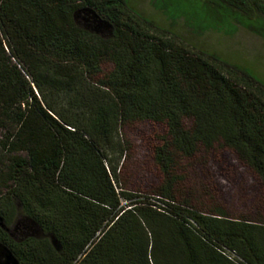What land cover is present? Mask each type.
<instances>
[{
	"label": "trees",
	"instance_id": "trees-1",
	"mask_svg": "<svg viewBox=\"0 0 264 264\" xmlns=\"http://www.w3.org/2000/svg\"><path fill=\"white\" fill-rule=\"evenodd\" d=\"M189 1L264 38V0ZM137 122L164 128L148 191L125 173ZM0 129V261L264 264L248 233L264 224V83L128 0H0ZM215 147L258 178L261 218L222 227L223 207L183 195Z\"/></svg>",
	"mask_w": 264,
	"mask_h": 264
},
{
	"label": "rangeland",
	"instance_id": "rangeland-1",
	"mask_svg": "<svg viewBox=\"0 0 264 264\" xmlns=\"http://www.w3.org/2000/svg\"><path fill=\"white\" fill-rule=\"evenodd\" d=\"M129 4L146 18L164 27L195 49L214 53L223 60L240 66L264 83V38L238 23L219 21L209 13L205 4L189 0H159L168 13L152 6L150 0H128ZM187 11L190 12L187 23ZM163 126L149 122H137L127 127L131 144V162L125 173L128 181L148 191L160 182L151 151L163 135ZM3 130L0 129V141ZM4 156V157H3ZM8 158L1 148L0 159ZM190 167L195 176L188 175L180 185L194 208L211 210L223 207L230 218L220 221L226 227L228 221H237L239 215L261 218V189L255 174L244 164L236 161L234 154L215 147L193 160ZM1 167V166H0ZM138 190V187L136 188ZM187 194V195H186ZM228 220V221H226ZM248 233L256 247L264 251V224L249 222Z\"/></svg>",
	"mask_w": 264,
	"mask_h": 264
},
{
	"label": "water",
	"instance_id": "water-1",
	"mask_svg": "<svg viewBox=\"0 0 264 264\" xmlns=\"http://www.w3.org/2000/svg\"><path fill=\"white\" fill-rule=\"evenodd\" d=\"M0 226L4 227L3 223L0 222ZM0 264H20L19 260L12 255H6L5 261H0Z\"/></svg>",
	"mask_w": 264,
	"mask_h": 264
}]
</instances>
